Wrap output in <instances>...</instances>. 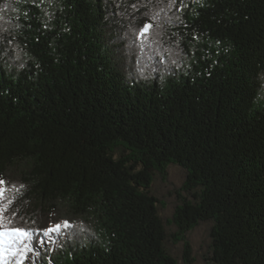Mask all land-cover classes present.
Returning <instances> with one entry per match:
<instances>
[{"label": "trees", "instance_id": "trees-1", "mask_svg": "<svg viewBox=\"0 0 264 264\" xmlns=\"http://www.w3.org/2000/svg\"><path fill=\"white\" fill-rule=\"evenodd\" d=\"M0 179L22 264H264V0H0Z\"/></svg>", "mask_w": 264, "mask_h": 264}, {"label": "snow or ice", "instance_id": "snow-or-ice-1", "mask_svg": "<svg viewBox=\"0 0 264 264\" xmlns=\"http://www.w3.org/2000/svg\"><path fill=\"white\" fill-rule=\"evenodd\" d=\"M170 6H175L176 0H169ZM154 18V17H153ZM151 24L145 25L140 35L143 36L150 28ZM5 185V182L0 179V186ZM15 188V186H12ZM23 187V186H21ZM4 187H0V199L3 198ZM3 209H0V213ZM6 222L2 215H0V264H9L10 259L17 258V264H22L23 259L27 258V252L33 251L30 246L31 240L33 239L34 232L30 229L21 227H10L5 226ZM74 225L71 222L65 220L58 222L47 229L36 230L43 231L44 236H50L52 233L60 234L62 230L73 228ZM41 243L43 241L41 240Z\"/></svg>", "mask_w": 264, "mask_h": 264}, {"label": "rangeland", "instance_id": "rangeland-1", "mask_svg": "<svg viewBox=\"0 0 264 264\" xmlns=\"http://www.w3.org/2000/svg\"><path fill=\"white\" fill-rule=\"evenodd\" d=\"M171 180L173 184L178 185V183H180V173L177 170H172L171 172ZM172 183L169 184V188L172 185ZM171 189V188H170ZM169 189V190H170ZM172 196L170 195H166V199H168V201H172L171 198ZM169 201V202H170ZM171 211V207L168 206L167 208V212L170 213ZM188 240L191 243V256L194 259V264H212L210 261V238H209V225L207 224H203L201 226H199L198 228L190 231L187 235ZM181 249L184 246L183 241L180 242ZM181 264H184L183 262H181Z\"/></svg>", "mask_w": 264, "mask_h": 264}]
</instances>
